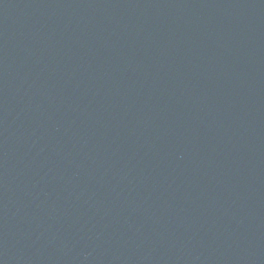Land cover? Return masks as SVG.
<instances>
[{
	"label": "water",
	"instance_id": "1",
	"mask_svg": "<svg viewBox=\"0 0 264 264\" xmlns=\"http://www.w3.org/2000/svg\"><path fill=\"white\" fill-rule=\"evenodd\" d=\"M0 264H264V0H0Z\"/></svg>",
	"mask_w": 264,
	"mask_h": 264
}]
</instances>
